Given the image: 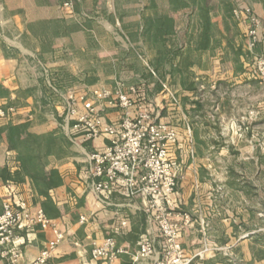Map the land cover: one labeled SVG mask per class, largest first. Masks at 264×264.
<instances>
[{
	"label": "crops",
	"instance_id": "0c3cea01",
	"mask_svg": "<svg viewBox=\"0 0 264 264\" xmlns=\"http://www.w3.org/2000/svg\"><path fill=\"white\" fill-rule=\"evenodd\" d=\"M261 4L251 7L264 18V11L261 14L257 11L262 9L258 8ZM241 27L244 28L243 25ZM245 40L248 43V39ZM222 46V53L228 51L226 41ZM207 49L199 51L203 53ZM24 52L9 38L0 39V106L13 105L17 108L16 114L0 118V213L7 187L11 185L17 194V201L27 202L34 212L36 209L45 210L52 225L44 229L36 225L31 233L18 232V241L23 245L18 264L31 263L47 242L55 237L54 228L65 234L61 245L52 253L55 264H104L93 260L91 251L94 242L113 236L119 245L128 250L127 254L120 256L121 263L153 264L151 258L137 257L143 237H149L157 251H162L164 247L158 224L146 211L147 198L143 195L131 196L121 188L114 189L111 195L104 198L97 195L93 190L95 178L90 173L88 155L95 149L104 148L109 140H76L63 105H50L49 110L47 105L39 104L38 100L44 92L23 69L21 55ZM203 65L194 63V67H189L191 73L194 71L197 76L203 74L205 78ZM211 68L219 89L220 115L230 116L233 113L247 116L253 108L249 103L252 82L240 76L242 70L239 71L229 61L217 60ZM179 69L180 66L168 69L171 83V73ZM192 83L188 81L183 85L189 91L198 86V83ZM259 93V119L248 122L246 139L237 137V142L232 141V145L219 140L218 129L195 123L193 114L196 112L200 116L201 105L198 99L193 100L189 92H184L182 104L173 113L172 119L177 125L179 137L172 150L179 165L177 192L171 197L172 204L177 209L190 212L195 218L210 212L212 237L221 244L238 241L240 264H263L264 260V233L260 232L264 221L259 216V213H264V151L254 145L255 129L264 140V85ZM236 102L244 107L240 112H235ZM196 104L198 108H195ZM103 115L107 122H115L120 119L121 112L118 108L106 107ZM28 133L54 138V149L45 153L42 143L38 151L25 140ZM30 154L33 157L45 154L41 173L56 171L60 178L57 184L39 190L34 178L24 171L23 158ZM220 184L225 190L217 192L215 186ZM81 217L86 219L81 221ZM245 233L247 237L243 236ZM200 237L199 223H193L183 228L180 240L186 250L192 251L199 247ZM0 264L8 263L0 256ZM204 264H227V259L217 256Z\"/></svg>",
	"mask_w": 264,
	"mask_h": 264
},
{
	"label": "rangeland",
	"instance_id": "374dc122",
	"mask_svg": "<svg viewBox=\"0 0 264 264\" xmlns=\"http://www.w3.org/2000/svg\"><path fill=\"white\" fill-rule=\"evenodd\" d=\"M260 2L264 4V0H0V39L9 38L24 49L19 53L23 69L42 88L38 101L49 110L50 105L61 104L66 114L69 91L135 88L138 107L147 105L159 121L176 129L173 113L179 110L184 92H189L201 105L203 118L195 112V123L218 129L219 140L232 145L237 137L246 139L248 122L259 119V92L264 85L254 66L263 44L250 47L246 18L235 11L243 6L252 9ZM262 4L259 14L264 11ZM252 12L264 24V18ZM225 41L228 51L222 53ZM204 48L208 49L201 53ZM217 60L229 61L252 82L253 108L247 116L220 115L219 89L211 73ZM199 62L204 64L205 78L190 71ZM174 66L181 70L171 73V83L168 69ZM188 81L198 86L188 91L183 85ZM238 102L235 112L244 108ZM254 135L255 148L264 151L263 135L257 129ZM215 188L225 190L221 184ZM191 216L201 234L199 247L192 251L205 245L211 249L202 264L217 256L226 258L227 264L241 263L238 241L221 244L212 237L210 212ZM259 216L264 221V213ZM260 232L264 233V223Z\"/></svg>",
	"mask_w": 264,
	"mask_h": 264
},
{
	"label": "built area",
	"instance_id": "2783aa9c",
	"mask_svg": "<svg viewBox=\"0 0 264 264\" xmlns=\"http://www.w3.org/2000/svg\"><path fill=\"white\" fill-rule=\"evenodd\" d=\"M235 14L246 18L250 47L263 44L264 49V24H260L252 9L243 6ZM254 66L260 82L264 83V51L255 60ZM135 94V88L129 91L92 88L86 92L69 91L66 96V120L75 139L92 142L98 138L109 140L104 148L95 149L88 155L90 173L95 178L93 190L103 198L111 195L116 188L127 191L131 196L143 195L147 198L146 211L158 224L164 247L162 251H157L153 241L143 237L139 243L138 258H151L153 264H202L205 254L211 249L205 245L195 252L183 247L180 236L184 227L193 224L192 216L177 209L171 201L177 191L179 176L172 154L179 139L177 131L153 116L147 105L138 107ZM80 105L84 106V110ZM106 107L118 108L120 119L107 122L103 115ZM16 113L17 108L13 105L0 106L1 119ZM6 194L0 213V256L8 264H18L23 246L18 241V232L31 233L36 225L44 229L51 226L52 221L45 210L36 209L34 212L27 202L17 201V194L11 185L7 187ZM85 219L81 217V221ZM201 222L203 230H206L205 222ZM54 234L55 237L29 264H55L52 253L61 245L65 234L56 228ZM94 243L91 251L93 260L104 264H123L119 258L128 250L119 245L115 236L104 237Z\"/></svg>",
	"mask_w": 264,
	"mask_h": 264
},
{
	"label": "trees",
	"instance_id": "16d2710c",
	"mask_svg": "<svg viewBox=\"0 0 264 264\" xmlns=\"http://www.w3.org/2000/svg\"><path fill=\"white\" fill-rule=\"evenodd\" d=\"M12 135L13 131L10 136ZM25 140L30 142L33 147H36L38 151H40V146L42 145V143H44L45 153L51 152V150L54 149V146L56 145V141H54V138L45 135L36 136L28 133ZM44 155L45 154L33 157V155L30 154L23 158L24 171L34 178L40 191H43V188L57 184L60 179L59 175L54 170H51L47 173L42 171L41 173V166L44 160Z\"/></svg>",
	"mask_w": 264,
	"mask_h": 264
}]
</instances>
